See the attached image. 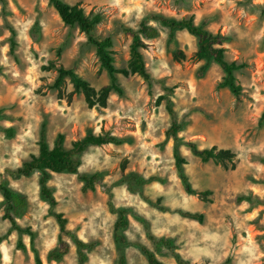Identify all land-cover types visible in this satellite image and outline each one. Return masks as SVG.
Wrapping results in <instances>:
<instances>
[{"label":"rangeland","instance_id":"374dc122","mask_svg":"<svg viewBox=\"0 0 264 264\" xmlns=\"http://www.w3.org/2000/svg\"><path fill=\"white\" fill-rule=\"evenodd\" d=\"M67 1L81 3L87 14L104 15L96 34L113 37L119 68L130 58L131 31L154 11L178 18L194 15L197 24L227 37L228 61L248 66L236 72L244 88L237 97L221 86L224 71L216 62L199 74L207 61L192 56L198 47L194 34L180 30L170 40L169 29L161 27L143 50L152 81L118 74L123 93L113 91L106 108H91L83 93L69 99L74 90L70 80L61 96L52 88L58 72L43 68L52 63L74 67L98 89L110 83L87 35L65 24L50 0H0V183L6 181L26 196L27 206L17 221L35 233L42 264H78L73 236L94 243L87 249L86 264H118L123 254L127 264H148L140 245L167 264H178L174 252L192 264H264V0ZM178 49L187 53L186 60H174ZM166 93L182 125L184 171L195 189L213 191L209 201L188 193L177 170L175 139L167 136L173 121L168 101L156 102ZM44 123L51 146L60 132L67 147L89 133L111 132L133 141L91 145L79 156V173L52 172L50 185L57 199L52 209L41 194L40 172H16L39 153ZM188 140L199 148L234 150L236 166L202 161L185 144ZM94 173L100 176L96 188L84 192L81 175ZM134 175L146 182L131 183ZM110 203L131 212L124 231L127 246L115 240L118 215ZM6 207L0 189V264H36L31 235L11 230ZM178 209L204 213L205 218H189ZM55 212L65 215L72 233L64 235L71 249L61 261L49 259L60 237ZM149 231L171 240L173 248L152 242ZM20 239L25 248L18 246Z\"/></svg>","mask_w":264,"mask_h":264},{"label":"trees","instance_id":"16d2710c","mask_svg":"<svg viewBox=\"0 0 264 264\" xmlns=\"http://www.w3.org/2000/svg\"><path fill=\"white\" fill-rule=\"evenodd\" d=\"M50 3L56 8L65 24L72 27L78 26L80 30L87 35L89 43L96 47V52L102 68L106 69L111 76L110 83L98 89L92 85L88 79L80 75L74 67L57 65L54 63L45 65L43 67L45 70L55 69L58 72L52 88L58 89L60 95L68 80L73 83L74 90L69 93L70 100L73 98L74 94L83 93L89 107L106 108L108 107L110 94L113 91L123 93V89L117 82L118 74H123L126 77L140 75L146 81L151 82L152 75L148 71L143 50L151 46L147 40L157 38L160 35L161 27L169 29L170 40H174L177 31L180 30H187L194 34L197 37L198 47L192 53V56L195 59L207 61L206 65L200 69L199 74L202 75L206 71L209 63L216 62L224 71L221 86L229 88L237 97H240L244 92V88L238 81L236 72L247 67L248 63H239L236 60L228 61L226 58L227 48L224 46L227 37L221 33L211 32L204 24H197L194 15L178 18L157 11L150 12L141 22L139 28L131 31L133 40L130 47V58L127 66L119 68L116 65V58L114 55L115 42L113 37L111 35L99 37L96 34L98 25L104 20V15L102 13L87 14L81 3L71 4L67 0H50ZM15 46L16 43L13 40L11 48L13 53L15 52ZM187 58L188 55L183 49H178L174 53L175 61L182 62ZM164 100L168 101L167 109L173 119L172 125L167 131V136H173L175 139L174 156L176 167L185 189L188 193L196 195L201 200L209 201L213 191L195 189L184 171V165L187 163V160L181 155L179 148V144L182 142L179 136L182 125L175 119V111L172 106V101L169 99V93L159 95L156 102L160 105ZM262 121L264 122V113L262 115ZM65 140V134L60 132L55 139L54 145L51 146L47 137V126L46 123H44L40 133L39 153L33 155L30 160L25 161L16 171L18 175L23 176H30L35 172H40L41 194L43 198L48 201L52 209H55L57 206V199L50 185L52 172L79 173V167L81 165L79 156L91 145H121L125 142L133 141L132 137H120L111 132L99 134L89 133L85 137L73 141L71 147L66 146ZM185 144H187L192 152L204 162L215 161L216 163L224 165L231 163L233 167L237 164L238 155L230 148H220L217 145L199 148L196 141L193 140H188ZM127 163V159L122 163L123 172H125L127 168ZM99 177L97 173L92 175H81V179L84 181L83 191L86 192L89 189L94 190ZM145 182V179L142 177L135 175L131 177V183L141 185ZM0 189L7 202L5 217L11 222V230H17L20 233H29L31 235L32 247L36 253V264H42V259L35 247V233L31 231L30 228L22 227L17 221V216L20 214V211L27 206L28 202L26 196L22 192L11 188L6 181L0 183ZM110 209L118 215L114 228L115 240L117 243L127 246L130 242L124 231L130 225L129 214L131 212L125 207H115L113 203H110ZM177 211L183 216L199 221H203L205 218L204 213L186 211L183 209H178ZM54 215L60 224V237L57 246L49 253V259L61 261L71 249L70 243L65 239L64 235H72V233L68 230V219L65 215L60 212H55ZM148 236L150 240L157 245H167L173 248L172 241L169 239L159 238L150 231L148 232ZM73 238L77 246L78 264H86L88 260L87 249H92L94 243H87L77 236H73ZM18 246L20 248H25L22 239L19 240ZM140 247L148 258V264H167L162 261L153 250L143 245H140ZM174 256L178 264H192L178 252H174ZM118 264H127L125 254L120 256Z\"/></svg>","mask_w":264,"mask_h":264}]
</instances>
